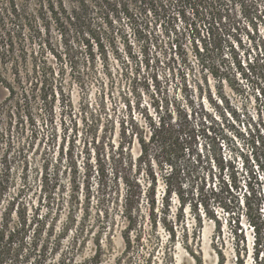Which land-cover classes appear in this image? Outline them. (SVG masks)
<instances>
[{
  "label": "rangeland",
  "instance_id": "obj_1",
  "mask_svg": "<svg viewBox=\"0 0 264 264\" xmlns=\"http://www.w3.org/2000/svg\"><path fill=\"white\" fill-rule=\"evenodd\" d=\"M63 1L69 10L74 8V0ZM86 1L81 12L85 26L64 18L58 22L39 18L34 38L14 43L7 59L0 62V156L8 148L5 143L12 142L7 199L14 197L29 217L45 222L38 242V251L45 255L42 264H220L222 260L232 264L237 238L228 217L216 210L219 227L208 213V157L213 154L218 161L222 157L232 163L243 184L252 171L256 173L264 197V164L254 156L255 151L260 155L261 148L253 144L254 128L264 125V18L247 0ZM29 7L37 9V0H30ZM10 26L1 15L2 38H8ZM81 30L87 32L96 54L95 77L87 88L75 80L69 66L70 56L85 50ZM97 32L106 46V64L97 50ZM35 59L46 67V78L55 91L50 115L42 105L44 84L31 86L25 79ZM61 87L69 94L71 108L62 104ZM177 105L196 111L195 124L212 126L210 139L200 138L198 149L206 163L207 208L179 206L173 195L166 215L174 236L169 237L161 223L151 228L139 220L144 228L140 245L129 251L121 236L125 221L117 211L101 222L91 218L95 226L104 222L110 227L109 234L100 237V250L94 237L76 239L73 230L54 244L64 217L59 222L53 218L59 188L46 183L45 162L61 158L65 170L68 148L79 163L88 157L95 165L99 158L120 200L125 180L138 183L144 191L153 187L152 169L157 173L156 208L161 215L160 175L167 169L157 165L158 153L150 143L147 157L141 159L138 140L147 141L166 107ZM29 114L36 119L35 127ZM48 115L53 122H46L47 127L43 121ZM21 148L24 153L17 152ZM51 170L49 165L47 172ZM61 177L65 180L67 175ZM142 201L146 212V197ZM242 224L250 248L251 230L245 221ZM250 262L249 256L245 264Z\"/></svg>",
  "mask_w": 264,
  "mask_h": 264
},
{
  "label": "trees",
  "instance_id": "obj_2",
  "mask_svg": "<svg viewBox=\"0 0 264 264\" xmlns=\"http://www.w3.org/2000/svg\"><path fill=\"white\" fill-rule=\"evenodd\" d=\"M247 1L256 11H259L258 17L264 18V0ZM29 3L30 0H5L2 3L0 1V16H4L11 25L7 40L0 36V62L7 59L12 52L14 43L18 41L24 44L26 39L34 38V33L38 32L36 22L39 18L56 22L64 18L72 20L73 24L80 28L86 25V20L81 14L83 7L87 4L86 0H74L72 10L66 7L63 0H37L38 8L32 10H30ZM259 6H262V9H258ZM46 27L48 29V25ZM86 33L81 30L80 34L86 45L85 53L82 52L81 57L71 55L69 58L72 75L82 88H87V84L95 77L93 71L96 54ZM94 35L99 57L106 64L108 59L106 46L98 32ZM21 51L23 55L26 53L23 46ZM57 57L61 59V56L57 55ZM17 66L19 68V60ZM16 73L18 74V72ZM42 76L44 77L43 81L41 80ZM46 77V67L44 64L39 65L35 59L33 70L32 72L27 71L25 79H30L31 86L40 82L44 84V93L41 97L42 105L50 115L56 99L54 88ZM59 92L62 104L66 105L67 103L71 108L72 102L68 92L64 87L59 88ZM50 95H52L51 98ZM185 107L179 105L176 109L166 107L163 115L158 117L157 124L153 125L149 139L146 141L141 137L138 140L139 157L141 159L147 157L148 144L150 143L155 146L158 153L157 165L167 169L160 175L163 184L161 215L158 214L156 208L157 173L152 169L150 186L153 187L144 191L138 183L125 180L126 189L123 200H120L118 190L115 188V184L113 182L111 184L107 178L105 165L99 158L96 159L95 165L88 160V157L79 163L73 149L68 148L65 170L60 167L61 158H55L53 163L49 160L45 162L46 183L51 182L52 187L56 190L59 188V198L53 218L59 222L60 217H64L59 234L55 236L54 244L60 242L64 235L73 230L76 233V239L80 236L83 237V240L87 236L94 237L93 243L100 250V237L109 234L110 227L105 226L104 222L95 226L91 218L96 216L97 221L101 222V219H109L112 217L113 211H117L121 213V217L125 221V228L121 232V236L126 250L129 251L140 245L144 228L138 224L139 220L148 222L151 228H157L161 223L169 237L174 236L173 226L167 222L166 215V211L170 208L168 203L173 195L179 206L189 205L195 208L199 204H203L207 208V200L204 197L206 176L203 172L206 169V163L198 149L200 138L208 137L210 139L208 132L212 130V126H206L204 122L195 124L193 118L197 115L196 111ZM49 115L43 121L47 127L48 123L46 122L50 124L53 122L52 115ZM29 118L31 125L35 127L36 119L31 114H29ZM259 126V128H254L256 135L253 136V144H260L261 150L260 155H257L255 151L254 156L258 162L264 164V125L261 122ZM31 132L33 135L34 130ZM5 144L8 148L0 156V264H42L45 261V255L42 250L38 251V242L42 224L45 222L34 216L29 217L25 207L16 205L14 197L7 199L10 187L12 142L9 140ZM24 151L25 148H21L17 152L24 153ZM210 162L215 166L210 167ZM226 162L227 160L222 157L218 161L213 154L208 157V213L219 224V227L220 218L216 215L218 212L216 210H221L228 217V223L237 238L232 264H245V259L249 256L250 264H264V197L259 190L257 174L252 171L248 180L243 184L238 176V170L232 163L228 165ZM49 165L52 166L50 174L47 172ZM61 174H66L67 178L63 180ZM262 175H264L263 171ZM143 196L146 197V212L142 210ZM242 220L251 230L250 248L243 235ZM52 229H55V225H52L51 231H53ZM96 256L97 251L92 259L94 260ZM224 263V260L220 261V264Z\"/></svg>",
  "mask_w": 264,
  "mask_h": 264
}]
</instances>
